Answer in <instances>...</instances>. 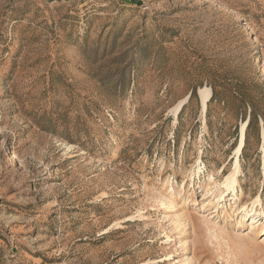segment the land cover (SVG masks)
Returning a JSON list of instances; mask_svg holds the SVG:
<instances>
[{
	"label": "rangeland",
	"instance_id": "rangeland-1",
	"mask_svg": "<svg viewBox=\"0 0 264 264\" xmlns=\"http://www.w3.org/2000/svg\"><path fill=\"white\" fill-rule=\"evenodd\" d=\"M263 132L264 0H0V264H264Z\"/></svg>",
	"mask_w": 264,
	"mask_h": 264
},
{
	"label": "bare ground",
	"instance_id": "bare-ground-1",
	"mask_svg": "<svg viewBox=\"0 0 264 264\" xmlns=\"http://www.w3.org/2000/svg\"><path fill=\"white\" fill-rule=\"evenodd\" d=\"M199 93L201 96V104H202V108H203V112H206L207 109V104L208 101L210 100L211 96H212V91L209 87H202L199 89ZM245 132H246V123L243 125L242 127V141L241 144L237 147L236 152L239 153L242 150L244 141H245ZM264 133V132H263ZM237 166L239 164V162L237 161ZM236 181L234 177H229L227 179V182L224 184L225 185V189L226 190H232L235 192V196H237V192H236ZM255 222V221H254ZM253 222V224H254Z\"/></svg>",
	"mask_w": 264,
	"mask_h": 264
}]
</instances>
